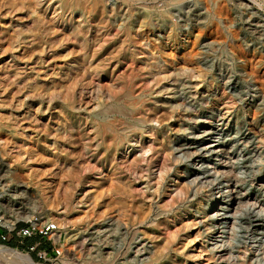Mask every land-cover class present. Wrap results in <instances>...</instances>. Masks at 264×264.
I'll return each mask as SVG.
<instances>
[{
    "label": "rangeland",
    "instance_id": "1",
    "mask_svg": "<svg viewBox=\"0 0 264 264\" xmlns=\"http://www.w3.org/2000/svg\"><path fill=\"white\" fill-rule=\"evenodd\" d=\"M48 86L58 103L41 115L40 93ZM69 98L86 151L69 141L70 128L52 139V120L66 118L57 111ZM98 119H121L124 140L114 145L97 136ZM211 124L218 125L215 140L235 142L240 181L230 193L249 196L247 206H231V214L244 215L234 230L233 223L222 229L231 234L223 241L241 255L244 211L264 214V0H0V212L18 227L31 219L57 223L68 264H138L134 252L144 243L155 250L175 233L174 248L189 249L197 229L204 234L194 248L207 246L209 211L202 207L210 209L221 194L186 183L208 176L204 186L224 188L225 170L208 159L193 165L176 149ZM167 168L170 175L160 178ZM107 177L110 210L102 207L99 183ZM116 180L124 183L123 204ZM196 189L203 205H195ZM90 191L97 194L91 207L84 203ZM134 204L147 215L134 219ZM103 221L110 222L108 241ZM38 242V250L50 247L37 236L14 249L51 264L29 249Z\"/></svg>",
    "mask_w": 264,
    "mask_h": 264
},
{
    "label": "bare ground",
    "instance_id": "2",
    "mask_svg": "<svg viewBox=\"0 0 264 264\" xmlns=\"http://www.w3.org/2000/svg\"><path fill=\"white\" fill-rule=\"evenodd\" d=\"M70 66H72L74 69H77L79 64L74 63V64H71ZM110 86H112V85H110ZM51 88L52 87L48 86V88H46L45 91L43 88V93H40V102H39L38 111L40 112L41 115L51 114V109H54V106L57 105V103H58L57 102V96H55L54 93L51 92ZM97 94H99V93H97ZM126 96H128V95H126ZM111 100L113 102H118L119 99L116 96H112ZM126 103L133 104L134 101H132L131 99L128 98L126 100ZM97 106L98 107L102 106V104L98 103ZM73 111H74L73 102L69 98L67 104L65 106H63V108L59 112L57 111V113H60V114L65 113L66 118L64 120L62 117L60 120L56 119V118L52 120L53 126H54L53 127L54 136L52 139L59 140L61 138L60 137L61 134L66 131V128H70L71 133L68 136L69 141H71L72 145H76L78 147H81L82 146L81 137H83V134H80L81 137L78 134H76L77 133L76 129H77V126L80 124V122L77 119H75ZM103 111H105V110L100 111L99 115L104 114L105 112H103ZM94 122H95V126H96V133L98 134L97 136H99V137H105V136L110 137V139H112L114 145H118L124 140L123 136L121 135L122 133L119 130L120 124L122 123L121 119H116L117 123H114V122L108 123L107 121H104V120L99 121V119L97 121H94ZM207 126L208 127L205 130H202L199 134H196L187 140L185 139L183 141H179L177 143L178 147H177L176 151L178 153L184 152L185 154H187L190 157L189 161H191L193 165H196V162L199 161V159H208L209 163L213 164L214 166H218L219 168L225 170L223 172V176H224V178H226V182L228 183L227 187H224V188L220 187L219 183L218 184L211 183V184H209L210 186H207V185H206L207 187L204 186V183H206L207 181L202 182V180L204 181V179L209 178L208 176H205L202 179L201 178L199 179V177L196 176L194 178V180H191L189 182L187 181L188 183H186V184H189L193 188L197 187L198 184H201V186L199 185V187H201V188L203 187V189L209 188L208 192H210V194L214 190H217L218 194H221V196L219 198L215 199V202L211 206L210 209L207 208L205 205L202 207V209H204L205 211H207V210L209 211L208 222L205 225L206 231H205V238H204L208 245L204 247L203 244H200V246L198 247L199 251H197L198 249L194 248L195 244H196L195 242L200 237H202L204 234V233H201V230L197 229L198 232H197L195 238L189 241V244H193L191 246V248H189V249H186L185 247L174 248L173 241H175V240H173V239L177 238V234L174 235L175 234L174 233L171 236L172 240L168 239L169 241L167 243H165L163 246L158 247V245H157L155 250L153 249L154 247H150L146 243H144L142 246L137 248L134 252V257H133V261H136V263H138V264H151V263H154V264H177L180 261V264H219V262H221L222 264H252V263H249V261L254 258L255 264H264V219H262L263 217L262 218L260 217L263 214V210L261 212L257 211V212L262 213V214H260V216H259V213L257 214V213H254V211L253 212L250 211L251 209L250 210L246 209L244 211V212L248 211L245 214V217H246V220H248V224H249L248 225L246 223L249 227H247L245 225V227L248 228V231L247 232L244 231L245 236H244V239H242L244 241L246 239V242H244V244L246 245V250H244L245 252H242L241 255L236 254L237 251H235V249L237 247L235 245H233L234 243L232 244V242L227 241L228 242L227 243V242L223 241V234H228L229 230L228 231H222V229L229 228V225L231 223H233V225L231 224L230 231L234 230V225H236L237 219L244 216L241 214V215H239L240 216L239 217L237 215V213H234V214L230 213V209H231L233 202H235L237 200L240 203L242 202L243 203L242 205H246L247 202L249 201V199H248L249 196H247L245 194H241V193H239L236 196H233L230 193V192H233V190L232 191L230 190L231 189L230 187L231 186L235 187V185H238V183L240 181L239 178L235 175V158L238 157V154L236 152V146L234 145L235 142L215 140L214 138L216 137L217 134H219L218 133L219 130H217L218 125L211 124V125H207ZM166 132L167 131H165V133H164V131H162L161 134L163 135V133H164V135L167 138ZM62 136H63V134H62ZM165 136L163 137V139H165ZM79 144H80V146H79ZM122 145H123V143H122ZM98 146L99 145H97L96 147H98ZM165 147H167V145ZM81 148H83V150L86 151V149L88 147L85 144ZM174 149L173 148L171 149L172 154L175 153ZM238 150H239V148L237 149V151ZM105 158H107V156ZM199 169H201V168H199ZM170 170H172V169L168 170V168H167L166 170H162L160 172V178L164 179L163 176L170 175V172H169ZM210 170H211V167L208 165V166L204 167L203 172L204 173H206V172L210 173ZM193 172H195V171H193ZM108 177L104 181L99 182L100 185L102 186V188H104V192H103L104 198H103V201H101V204H102V207L105 208L106 210L112 209V203L110 202L109 197L107 196L108 195L107 193L109 192V190L107 189V187H105V186H107L106 182L108 181ZM197 180H199V182ZM123 185H124L123 181H121V180L115 181L116 193H117L118 198H119L117 200V203H120V204H123V202L125 200V193L122 192ZM91 186H94V185L91 184ZM233 187H232V189H233ZM225 188H228L229 191H226ZM182 190H183V188H182ZM182 190L180 191V194L181 193L183 194L184 191H182ZM198 190L197 189L195 190L194 196L192 195V197H193V200L197 201V203L195 205L200 206L201 204L203 205V198L199 195ZM95 192L96 191H90L89 195H88L89 198L84 199V200H86V201H84V203L87 206L91 207L95 203V202H93V200H95L97 198V196H96L97 194H94ZM185 193H186V191H185ZM181 196H183V195H181ZM185 196L187 197V195H185ZM186 197H185L186 200L188 198L190 199V197H188V198H186ZM252 205H253V203H252ZM242 208L245 209L246 207L242 206ZM133 209H135V213H133L134 217H135L134 219H136L140 216L142 218L143 216L147 215L143 204H134ZM133 214H132V216H133ZM14 223H15L14 221L8 222L9 225H13ZM109 224H110L109 221H103V226L106 228L103 231V239L105 241H108V239L110 237V233H111ZM193 227H194V224L192 222H187L184 226V228H185L184 231H186V229L190 231V230H192ZM181 229H182V227H181ZM243 230H244V227H243ZM181 232H183V231H181ZM241 237L243 238V236H241ZM230 239H227V240H230ZM232 241L234 242V240H232ZM241 242H243V241H241ZM104 249H105V251H107L108 247H105ZM247 251L250 252V255L253 254L252 257H250L248 259L245 258V255L248 253ZM0 254L2 256H5L7 261L11 262L12 264H20V263L21 264H36L28 253H23L17 249L10 248L7 246L0 245ZM148 255H152V258L147 257ZM204 256H207V258ZM104 257L109 258L110 253L105 252ZM66 264H68V262H66Z\"/></svg>",
    "mask_w": 264,
    "mask_h": 264
},
{
    "label": "built area",
    "instance_id": "3",
    "mask_svg": "<svg viewBox=\"0 0 264 264\" xmlns=\"http://www.w3.org/2000/svg\"><path fill=\"white\" fill-rule=\"evenodd\" d=\"M4 213L0 212V229L3 230V233L0 234L2 241H7L8 235L13 234L17 238V242L23 244L25 240L31 239L34 237H41L48 239L50 241V249L43 248L38 250V247L41 243H35L30 246L31 251H37L36 258L47 263L51 264H66L65 260L66 255L61 244V231L57 223L50 221L38 222L37 220L31 219L26 222L23 226H19V221H14L13 225H9Z\"/></svg>",
    "mask_w": 264,
    "mask_h": 264
},
{
    "label": "crops",
    "instance_id": "4",
    "mask_svg": "<svg viewBox=\"0 0 264 264\" xmlns=\"http://www.w3.org/2000/svg\"><path fill=\"white\" fill-rule=\"evenodd\" d=\"M1 233H3V230H2V229H0V234H1ZM9 241H13V242L17 243L15 237H14L13 235H11V234L8 235V239H7V241H5V242L2 241V240H1V237H0V243H7V242H9Z\"/></svg>",
    "mask_w": 264,
    "mask_h": 264
},
{
    "label": "trees",
    "instance_id": "5",
    "mask_svg": "<svg viewBox=\"0 0 264 264\" xmlns=\"http://www.w3.org/2000/svg\"><path fill=\"white\" fill-rule=\"evenodd\" d=\"M0 244H3V245H7L9 247H12V248H17L18 246H16V243L13 242V241H9L7 243H0ZM44 248H47V249H50L49 246H43Z\"/></svg>",
    "mask_w": 264,
    "mask_h": 264
},
{
    "label": "water",
    "instance_id": "6",
    "mask_svg": "<svg viewBox=\"0 0 264 264\" xmlns=\"http://www.w3.org/2000/svg\"><path fill=\"white\" fill-rule=\"evenodd\" d=\"M0 260L1 261H7L6 257L5 256H2L1 254H0Z\"/></svg>",
    "mask_w": 264,
    "mask_h": 264
}]
</instances>
